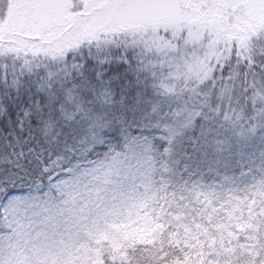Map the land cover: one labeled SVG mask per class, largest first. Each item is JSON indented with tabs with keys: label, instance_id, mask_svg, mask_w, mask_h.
Returning <instances> with one entry per match:
<instances>
[{
	"label": "snow or ice",
	"instance_id": "1",
	"mask_svg": "<svg viewBox=\"0 0 264 264\" xmlns=\"http://www.w3.org/2000/svg\"><path fill=\"white\" fill-rule=\"evenodd\" d=\"M0 264H264V0H0Z\"/></svg>",
	"mask_w": 264,
	"mask_h": 264
}]
</instances>
